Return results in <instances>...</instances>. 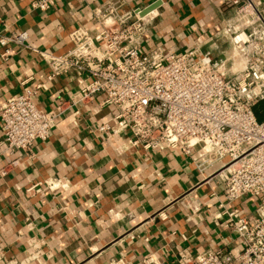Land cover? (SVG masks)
<instances>
[{"label": "crops", "instance_id": "obj_1", "mask_svg": "<svg viewBox=\"0 0 264 264\" xmlns=\"http://www.w3.org/2000/svg\"><path fill=\"white\" fill-rule=\"evenodd\" d=\"M32 1L0 0V32L29 37V48L13 47L7 61L0 59V106L23 87L43 85L35 104L52 112L82 77L69 73L47 82L49 71L35 51L66 53L71 47L67 35L77 27L96 37L92 10L108 0H57L47 14L32 11ZM125 1L133 10L160 1L148 16L145 51L156 47L178 55L196 50L219 59L229 49L223 29L236 9L233 0ZM251 1L264 9V0ZM101 101L64 105L49 139L34 144L33 161L9 157L0 145V168L11 160L21 162L0 180V264H23L29 258L26 264H143L147 259L176 264L182 249L196 256L223 246L229 233L219 207L222 186L209 179L211 171L200 175L178 152L147 154L129 147L121 134L99 133L114 115ZM197 156L195 151L192 158ZM55 178L60 187L50 191L45 183ZM233 208L252 219L255 201L240 200ZM238 247L236 241L228 248Z\"/></svg>", "mask_w": 264, "mask_h": 264}, {"label": "built area", "instance_id": "obj_2", "mask_svg": "<svg viewBox=\"0 0 264 264\" xmlns=\"http://www.w3.org/2000/svg\"><path fill=\"white\" fill-rule=\"evenodd\" d=\"M56 1L33 0L30 9L47 14ZM232 4L236 9L223 29L229 49L219 59L196 50L178 55L156 47L145 51L151 13L140 17L144 9H126L125 0H108L93 9L96 37L77 27L67 35L71 47L66 53L35 51L49 71L47 82L69 73L82 79L52 112L35 104L43 85L23 87L7 99L0 106L2 152L33 161L34 144L49 139L64 105H88L102 97L101 106L111 107L114 115L112 123L98 127L99 133L121 134L129 147L147 154L178 152L200 175L211 171L209 179L221 183L219 207L229 233L223 246L196 256L182 249L176 264H264V122L253 112L264 103V9L251 0ZM28 39L26 32H0V59L7 61L13 47L29 48ZM235 54L242 60L237 67ZM195 151L198 156L192 158ZM20 164L15 159L1 167L0 180ZM37 186L41 183L26 193ZM45 186L54 191L60 181ZM247 198L255 201L252 219L233 208ZM236 241L239 247L229 250Z\"/></svg>", "mask_w": 264, "mask_h": 264}, {"label": "trees", "instance_id": "obj_3", "mask_svg": "<svg viewBox=\"0 0 264 264\" xmlns=\"http://www.w3.org/2000/svg\"><path fill=\"white\" fill-rule=\"evenodd\" d=\"M253 112L255 114V117L258 122H263L262 119H264V103L260 102L258 103L254 108Z\"/></svg>", "mask_w": 264, "mask_h": 264}, {"label": "water", "instance_id": "obj_4", "mask_svg": "<svg viewBox=\"0 0 264 264\" xmlns=\"http://www.w3.org/2000/svg\"><path fill=\"white\" fill-rule=\"evenodd\" d=\"M160 6V1L146 7L143 11L139 12L140 17H144L152 13L154 10H156Z\"/></svg>", "mask_w": 264, "mask_h": 264}, {"label": "bare ground", "instance_id": "obj_5", "mask_svg": "<svg viewBox=\"0 0 264 264\" xmlns=\"http://www.w3.org/2000/svg\"><path fill=\"white\" fill-rule=\"evenodd\" d=\"M238 56H239V54H238ZM238 56H236V57L234 58V61H235V67L239 66V65L241 64V61H242Z\"/></svg>", "mask_w": 264, "mask_h": 264}, {"label": "rangeland", "instance_id": "obj_6", "mask_svg": "<svg viewBox=\"0 0 264 264\" xmlns=\"http://www.w3.org/2000/svg\"><path fill=\"white\" fill-rule=\"evenodd\" d=\"M236 56H238V55H237V54H235L234 58H235ZM238 57H239V56H238ZM262 121L264 122V119H262Z\"/></svg>", "mask_w": 264, "mask_h": 264}]
</instances>
